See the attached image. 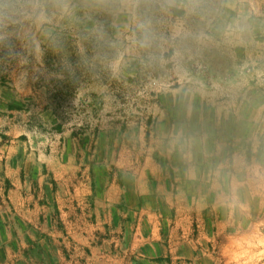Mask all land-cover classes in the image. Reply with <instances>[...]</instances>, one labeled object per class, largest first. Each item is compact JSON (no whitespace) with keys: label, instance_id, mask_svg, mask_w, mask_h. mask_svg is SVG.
I'll use <instances>...</instances> for the list:
<instances>
[{"label":"crops","instance_id":"obj_1","mask_svg":"<svg viewBox=\"0 0 264 264\" xmlns=\"http://www.w3.org/2000/svg\"><path fill=\"white\" fill-rule=\"evenodd\" d=\"M247 2L117 0L84 16L91 41L71 66L82 91L96 88L97 114L108 95L140 97V82L168 87L142 95L158 99L147 103L146 122L107 128L102 118L91 132L61 126L45 107L56 129L28 142L33 108L6 105L0 264H228L226 237L264 233V96L241 93L232 123L227 100L187 87L201 80L194 67L208 68L210 49H225L218 17L231 11L237 32H247ZM239 49L248 58V46ZM104 81L130 89L106 91Z\"/></svg>","mask_w":264,"mask_h":264},{"label":"rangeland","instance_id":"obj_2","mask_svg":"<svg viewBox=\"0 0 264 264\" xmlns=\"http://www.w3.org/2000/svg\"><path fill=\"white\" fill-rule=\"evenodd\" d=\"M247 3L249 12L243 14L246 19L243 28L247 24V32L243 35L237 32V25H241L239 18L232 16L231 11H225L223 22L218 17L217 25L224 32H219L217 42H221L219 37L222 35L225 49L221 50L220 45L212 47L208 68L194 67L195 76L201 80L187 83L188 88L219 94L218 102L227 100L232 108L226 114L232 123L240 118V109L235 105H239L241 93L247 91L249 100L257 95L264 96V0H248ZM116 4L117 0H0V138L11 139L4 136L9 123L5 119L8 104L17 110L26 106L33 108L29 124L32 134L22 136L23 142L35 141V133L40 131L49 134L56 129L54 120L51 121L49 113L44 112L49 106L55 110L54 116L61 126L72 124L78 132L84 128L93 131L97 120L101 123L102 118L106 127L113 122L117 126H127L129 122L147 121V103L154 104L158 99L142 95L149 92L154 95L168 86L155 79L140 82L136 87L142 93L140 97L108 95L99 99V103L108 107L102 110L104 113L97 114L93 107L96 99L92 96L96 88L88 83V89L82 91V83L77 78L80 67L71 66V63H80L81 43L91 41L83 36L84 16ZM241 42L248 46V58L244 59V50L239 49ZM216 75H222V79L226 77L227 81H219ZM102 84L106 91L130 89V83L124 81H104ZM80 91H88V98H80ZM225 93L231 97H225ZM260 121L264 127V114ZM118 132L125 135V132ZM261 144H264V132Z\"/></svg>","mask_w":264,"mask_h":264},{"label":"clouds","instance_id":"obj_3","mask_svg":"<svg viewBox=\"0 0 264 264\" xmlns=\"http://www.w3.org/2000/svg\"><path fill=\"white\" fill-rule=\"evenodd\" d=\"M228 264H259L264 259V233H241L226 237L223 246Z\"/></svg>","mask_w":264,"mask_h":264}]
</instances>
